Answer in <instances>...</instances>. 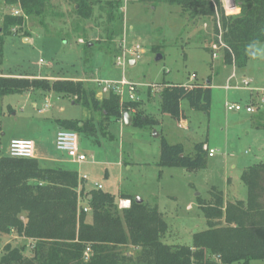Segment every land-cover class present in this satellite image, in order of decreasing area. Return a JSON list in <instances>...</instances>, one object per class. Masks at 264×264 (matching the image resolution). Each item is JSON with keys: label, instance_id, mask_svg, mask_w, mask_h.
I'll list each match as a JSON object with an SVG mask.
<instances>
[{"label": "rangeland", "instance_id": "obj_1", "mask_svg": "<svg viewBox=\"0 0 264 264\" xmlns=\"http://www.w3.org/2000/svg\"><path fill=\"white\" fill-rule=\"evenodd\" d=\"M99 1L90 19L81 20L72 0H47L41 18H28L20 32L12 29L11 35L3 38L0 73L8 77L80 79L95 90L99 100L106 96L100 94L94 80L124 79L140 86L137 97L141 109L158 123L139 128L113 121L108 127L113 139L99 136V143L77 134L86 162L65 167L86 177V191L100 185L101 191L116 198L130 195L156 207L166 224L161 242L171 247H190L193 235L207 229L198 200L208 201L211 189L216 188L223 193L225 203L246 201L247 188L240 180L241 164L257 159L264 162V150L256 148L260 140L264 145V131L255 137L254 130L247 136L248 125L253 124L248 123L249 115L244 111L233 113L224 105L225 101L242 107L247 103L246 92L224 89L227 78L234 72L238 76L232 79L231 86L242 77L252 79L254 85L264 84V44L255 45L244 68H233L224 64L222 48L215 52L217 58L212 57L211 47L217 42L213 41L210 20H190L179 8L165 4ZM238 2L235 0L236 10L231 16L238 13ZM12 8L0 0V26L5 14H13ZM136 47L139 50L133 54ZM123 56L125 65L118 66L117 58ZM158 56L161 59L157 60ZM131 61L135 64L131 65ZM208 82L213 93L210 116L191 110L187 101L181 102L188 132L178 128L177 120L161 113L157 93L164 83L207 85ZM127 97L125 90L123 99ZM90 117L69 96L33 91L0 97L2 151L7 156L12 139H31L38 151L45 154L51 138L60 130L57 120L84 121ZM161 138L170 145L181 140L185 154L192 153L194 144L209 141L216 153L208 157L205 169L196 172L161 168L157 165ZM255 138L257 142L252 141ZM6 244L31 256L33 244L3 236L0 257ZM117 252L135 258L139 250L126 245ZM253 264H264V260Z\"/></svg>", "mask_w": 264, "mask_h": 264}, {"label": "trees", "instance_id": "obj_2", "mask_svg": "<svg viewBox=\"0 0 264 264\" xmlns=\"http://www.w3.org/2000/svg\"><path fill=\"white\" fill-rule=\"evenodd\" d=\"M144 5L165 4L177 7L190 20L200 18L213 23V41L219 29L225 45L224 64L244 68L256 44H264V0H239V11L226 16L220 0H137ZM81 20L92 16L99 0H72ZM47 0H4L7 7H17L20 15L5 14L0 26V63L3 38L12 29L20 32L28 18H41ZM112 5L111 3H108ZM212 41V40H211ZM51 92L72 97L75 105L91 117L84 121L57 120L60 129L81 134L99 143V136L112 140L111 122H120L123 114L132 118L131 126L152 127L158 122L138 101L121 102L114 93L98 99L94 89L82 81L3 77L0 74V97ZM149 92V91H148ZM162 114L179 121L180 104L187 101L191 110L209 116L210 82L188 86L164 83L157 93ZM256 127L264 130V114L256 115ZM0 125V238L13 235L31 241V256L6 244L0 264H253L264 260V164L243 169L240 180L247 188L246 201L224 203L223 193L210 191L208 201L198 200L207 224L205 231L192 237L190 247H171L161 242L166 224L156 207L121 194L118 198L101 189L86 191L84 181L75 171L46 168L37 159L12 158L2 151ZM206 142L193 145L185 154L181 144L160 141L158 166L180 168L187 172L207 166ZM119 199L130 200L127 210H118ZM84 208L88 212H84ZM23 214H25L23 216ZM129 245L139 250L135 258L117 252ZM89 251L88 259L84 254Z\"/></svg>", "mask_w": 264, "mask_h": 264}, {"label": "built area", "instance_id": "obj_3", "mask_svg": "<svg viewBox=\"0 0 264 264\" xmlns=\"http://www.w3.org/2000/svg\"><path fill=\"white\" fill-rule=\"evenodd\" d=\"M212 1V0H210ZM221 6L224 10V13L226 16H231L232 13L236 10V3L235 0H220ZM14 16L20 15L19 11L13 12ZM217 26L219 29V34L217 36V43L213 44L211 47L214 51L212 53L213 58H217L216 51L218 48H225V45L222 42L221 36L222 32L220 30V25L218 18L216 20ZM219 44V45H217ZM220 46V47H219ZM139 50L138 47L135 48L133 51V54H136V52ZM139 56L136 55V59H138ZM135 63V61H134ZM118 66H124L125 65V58L124 56L122 58H117ZM94 85L96 88H98V91L100 94H103L105 96H108L110 93H114L120 98L121 102L124 101H130L135 102L138 101V88L140 86H137L135 84L129 83L122 79L120 82H109V81H100V80H94ZM154 86L152 87V89ZM225 89H235V90H246L249 92L250 96L248 99V102L244 107H242L239 104H227V109L233 113H238L241 111H244L246 114L255 115V114H264V89H255L251 87V81L248 79L242 80L239 84H236L235 86H231L229 82L225 86ZM125 90L127 91L128 97L127 100L123 99V95L125 94ZM54 148L58 153H61L66 156L69 160H71L75 164H82L86 162V155L82 153L79 149V143H78V135L75 132L60 129L54 138ZM206 149V147H205ZM7 155L12 158H26L30 159L34 156V143L30 140H11L9 141V144L6 149ZM208 156L212 157L215 154L214 150L207 149ZM82 181H86V177L83 176L80 178ZM97 189H101L100 185H96ZM131 202L127 199H119L118 200V210H127L130 208ZM84 212H88L87 208L83 209ZM89 251L87 250L84 254V259L87 260L89 256Z\"/></svg>", "mask_w": 264, "mask_h": 264}, {"label": "crops", "instance_id": "obj_4", "mask_svg": "<svg viewBox=\"0 0 264 264\" xmlns=\"http://www.w3.org/2000/svg\"><path fill=\"white\" fill-rule=\"evenodd\" d=\"M12 11L13 12H15V11H19L18 10V8L17 7H13L12 8ZM26 42H28V39L26 40ZM132 62V61H131ZM134 62V61H133ZM135 63H132V65H134ZM233 67V66H232ZM233 68H235V67H233ZM3 77H8V76H4L2 73H0ZM235 76L237 77L238 75L234 72L232 75H230L228 78H227V83L229 82V84H230V82L232 81V79H234L235 78ZM39 79H47V80H53V81H55L56 79H52V78H41V77H38ZM241 79V80H240ZM244 79H247V78H245V77H242V78H239V81L236 83V84H239L242 80H244ZM57 80H61V79H57ZM70 81H80V79H69ZM248 80H250L251 81V87L252 88H255V89H264V84H260V85H258V84H256V85H254V81H252V79H248ZM227 83H226V85H227ZM191 84H194V83H187V84H184V86H188V85H191ZM199 84V83H198ZM235 84V85H236ZM225 85V86H226ZM231 85V84H230ZM234 85V86H235ZM210 89H211V84H210ZM224 89H225V87H224ZM225 90H227V89H225ZM244 91V92H246V98H245V100H246V102H248V99H249V96H250V94H249V92L248 91H246V90H235V89H228L227 91ZM148 94H149V99L148 100H151V91L150 92H148ZM212 99H213V93H212V90H211V102H213L212 101ZM158 102H159V98H158ZM227 101H225V104H224V101H223V104L224 105H226L227 106ZM180 107H181V104H180ZM211 114H209V116H210ZM249 115V117L247 118L248 119V123H253L252 125L251 124H249L248 126H249V131L246 133V135L247 136H251L252 135V131H256L255 133H254V136L256 137L257 135H258V133L260 134V135H262V133H263V131L264 130H261V129H258L257 127H256V125H254L255 123H256V115H258V114H255V115H250V114H248ZM183 116H184V113H183ZM184 118L185 117H183V118H181L179 121H178V128H180V129H183L185 132H188L189 130H190V128H189V126L188 125H186V123H185V120H184ZM259 138H261V139H263V137H259ZM12 140H15V139H12ZM26 140H30V141H32L33 143H34V156H33V158L34 159H37L44 167H46V168H60V169H65V170H70V171H72L73 169H68V168H66L65 166H69V165H73V164H75V163H73L71 160H69L68 158H66V156L65 155H63V154H61V153H58L56 150H55V148H54V137L53 138H51V141H50V146L48 147V149H47V151L45 152V154L44 153H42V152H40V151H38V149H37V145H36V143L33 141V140H31V139H26ZM11 141V140H10ZM252 141H256L257 142V140H256V138H255V140H252ZM207 143H206V146L205 147H207L208 149L209 148H211V145H210V142L209 141H206ZM258 142H260V145L258 146V147H256L257 149H259V151H262V150H264V145H263V143H262V141L260 140V141H258ZM178 144H181L182 146H183V144H182V141L181 140H179L178 141ZM254 144H255V142H254ZM209 150H212V148L211 149H209ZM215 151V150H214ZM215 153H216V151H215ZM213 157V156H212ZM259 164H264V162H262V161H260L259 159H257V160H250V161H244L242 164H241V168H242V170L244 169V168H246V167H249V166H252V165H259ZM78 176H79V178H81V177H83V176H80L79 174H78ZM85 188V187H84ZM86 190V189H85ZM142 202H144L143 200H142ZM225 203V202H224ZM25 214H23V216H24ZM11 237H13V239H17V237H15V236H13V235H10ZM27 243H31V244H33L31 241H27Z\"/></svg>", "mask_w": 264, "mask_h": 264}, {"label": "water", "instance_id": "obj_5", "mask_svg": "<svg viewBox=\"0 0 264 264\" xmlns=\"http://www.w3.org/2000/svg\"><path fill=\"white\" fill-rule=\"evenodd\" d=\"M159 59H161L160 56L157 57V60H159ZM132 63H134V62H133V61L130 62L131 65H132ZM122 122H123V125H124L125 127H129V126H131V123H132V118H131V116H130L128 113H124V114H123ZM154 137L156 138V137H158V135H157V134H154ZM136 202H137V203H141L142 200H141L140 198H136Z\"/></svg>", "mask_w": 264, "mask_h": 264}]
</instances>
